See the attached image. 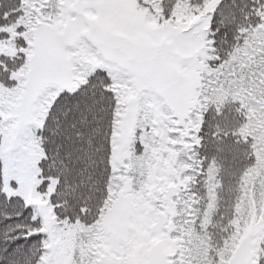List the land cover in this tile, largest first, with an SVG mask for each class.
I'll return each mask as SVG.
<instances>
[{
	"label": "snow or ice",
	"instance_id": "1",
	"mask_svg": "<svg viewBox=\"0 0 264 264\" xmlns=\"http://www.w3.org/2000/svg\"><path fill=\"white\" fill-rule=\"evenodd\" d=\"M0 264H264V0H0Z\"/></svg>",
	"mask_w": 264,
	"mask_h": 264
}]
</instances>
